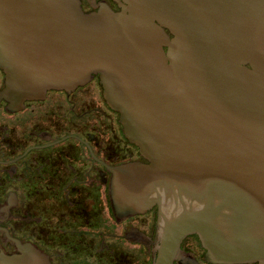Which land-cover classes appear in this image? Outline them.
<instances>
[{
  "label": "water",
  "instance_id": "water-1",
  "mask_svg": "<svg viewBox=\"0 0 264 264\" xmlns=\"http://www.w3.org/2000/svg\"><path fill=\"white\" fill-rule=\"evenodd\" d=\"M0 0L4 95L18 106L100 77L131 162L120 217L158 208L154 264L197 235L215 264H264V0ZM0 255V264H21Z\"/></svg>",
  "mask_w": 264,
  "mask_h": 264
},
{
  "label": "flooded vegetation",
  "instance_id": "flooded-vegetation-1",
  "mask_svg": "<svg viewBox=\"0 0 264 264\" xmlns=\"http://www.w3.org/2000/svg\"><path fill=\"white\" fill-rule=\"evenodd\" d=\"M86 13L114 0H81ZM0 68V255L21 264H154L158 208L119 216L112 184L147 162L107 103L100 77L15 106ZM174 264H215L197 235Z\"/></svg>",
  "mask_w": 264,
  "mask_h": 264
}]
</instances>
